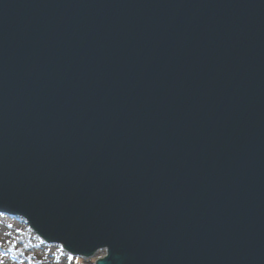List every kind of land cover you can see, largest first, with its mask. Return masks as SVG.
I'll use <instances>...</instances> for the list:
<instances>
[{
  "label": "water",
  "instance_id": "1",
  "mask_svg": "<svg viewBox=\"0 0 264 264\" xmlns=\"http://www.w3.org/2000/svg\"><path fill=\"white\" fill-rule=\"evenodd\" d=\"M0 214L96 264H264V0H0Z\"/></svg>",
  "mask_w": 264,
  "mask_h": 264
},
{
  "label": "rangeland",
  "instance_id": "2",
  "mask_svg": "<svg viewBox=\"0 0 264 264\" xmlns=\"http://www.w3.org/2000/svg\"><path fill=\"white\" fill-rule=\"evenodd\" d=\"M106 255V250L90 258L64 253L38 238L24 219L0 214V264H96Z\"/></svg>",
  "mask_w": 264,
  "mask_h": 264
},
{
  "label": "bare ground",
  "instance_id": "3",
  "mask_svg": "<svg viewBox=\"0 0 264 264\" xmlns=\"http://www.w3.org/2000/svg\"><path fill=\"white\" fill-rule=\"evenodd\" d=\"M33 232V231H32ZM35 234V233H34ZM37 237H38V235L37 234H35ZM38 238H40V237H38ZM41 239V238H40ZM43 241V240H42ZM61 246V245H60ZM61 248H62V252H64V253H67V251L64 249V247L63 246H61Z\"/></svg>",
  "mask_w": 264,
  "mask_h": 264
},
{
  "label": "snow or ice",
  "instance_id": "4",
  "mask_svg": "<svg viewBox=\"0 0 264 264\" xmlns=\"http://www.w3.org/2000/svg\"><path fill=\"white\" fill-rule=\"evenodd\" d=\"M71 259V258H70Z\"/></svg>",
  "mask_w": 264,
  "mask_h": 264
}]
</instances>
